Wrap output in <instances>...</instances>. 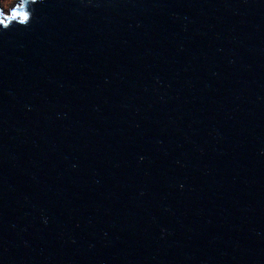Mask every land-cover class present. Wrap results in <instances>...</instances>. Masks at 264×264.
<instances>
[{
  "label": "water",
  "instance_id": "water-1",
  "mask_svg": "<svg viewBox=\"0 0 264 264\" xmlns=\"http://www.w3.org/2000/svg\"><path fill=\"white\" fill-rule=\"evenodd\" d=\"M26 10L0 29V264H264V0Z\"/></svg>",
  "mask_w": 264,
  "mask_h": 264
},
{
  "label": "snow or ice",
  "instance_id": "snow-or-ice-1",
  "mask_svg": "<svg viewBox=\"0 0 264 264\" xmlns=\"http://www.w3.org/2000/svg\"><path fill=\"white\" fill-rule=\"evenodd\" d=\"M26 3L27 0H22L21 3L13 7L11 12L7 14L0 11V29H8L14 21L20 25L28 24L32 18V14L26 10Z\"/></svg>",
  "mask_w": 264,
  "mask_h": 264
}]
</instances>
